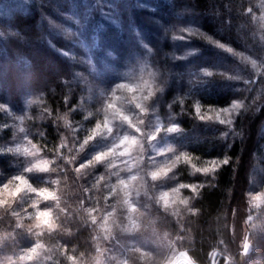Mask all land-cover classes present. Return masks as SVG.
Returning <instances> with one entry per match:
<instances>
[{"label": "rangeland", "instance_id": "obj_1", "mask_svg": "<svg viewBox=\"0 0 264 264\" xmlns=\"http://www.w3.org/2000/svg\"><path fill=\"white\" fill-rule=\"evenodd\" d=\"M119 1L127 3L130 0H0L1 69L6 68V65H10L12 62L24 61L22 51L26 41L23 32L13 21L15 11L27 12L31 8L37 10L40 13V25L43 28H47L50 32L72 41L76 46V48L71 47L67 50L58 47L52 41L50 42L58 52L64 55L67 53L65 56L84 65L87 70H82L79 75L82 76V80L86 84V95L83 99L86 101L84 108L88 111H85V116L87 115L91 121L86 123V125L81 124V132L78 135L80 149L87 146L83 145L85 136L92 134L95 123L102 122L104 117L108 118L109 126H112L114 123L119 122V113L123 112L133 118L134 125L140 126L142 129L143 134L134 133L133 128H128L127 125H120L114 129L112 136L105 138L100 137L105 131L104 128H101L97 133V138L89 142V150L84 154L83 159L79 161L80 164L77 165V168L81 164L86 165L81 171L84 170L89 173L86 175L89 179L85 176L83 178L88 187L89 185H94L90 190L96 194V190L100 186L104 196L108 197L106 202L109 203L105 206L107 209L102 211L103 214H100L98 209L92 206L95 205V200L91 201L90 208H93V215L97 217L98 223L100 222V217L105 216L110 210L118 215L119 208H109L114 202V198L109 196L110 184L99 180L100 176H110L109 170H106L104 165L99 162L91 164L87 162L97 153L107 150L115 142V138L120 135L135 134L138 140L145 142L142 150V163L147 165L149 171L167 170V177L162 175L156 181H151L150 176L148 177L151 185H155L154 190L156 192L168 191L171 193L172 188H178L179 183H186L181 180L179 170L181 167H186L184 165L187 162H177L172 165L171 158L174 153L165 151L167 148L174 147L177 153L186 152L181 148L180 142H178L181 127L179 126L177 114L178 109L185 111L186 108L181 103V99L179 100L180 96H178L177 91L174 95L168 97L165 87L160 82L161 73L157 61L168 56L166 49L161 47L162 43L168 40L182 42L181 45L172 47L171 50L179 57H188L193 53H198L200 50L194 44L196 40H201L199 42L204 41L206 45L224 51L217 48L215 44L208 43L202 36L188 37L186 30L202 32L198 26L192 24L190 19L179 16L174 18V22L167 24L163 21L157 4L149 2V0H135L141 16L154 35L152 38H147L145 36V28H139V25L134 23L131 13L124 14L127 8L120 7ZM252 1L255 4V9H253L252 13H248L250 18L246 21L247 25L245 26L246 35L250 39L249 44L246 43L238 49L230 46L236 53L235 55L224 51L233 58L232 61L234 63H228L224 68L207 69L212 71L213 75L216 72L231 73L228 78L240 85L238 93L240 95H237V98L224 108H200V111L197 112L200 119L216 123L218 126L225 128L223 134L235 128V120L245 109V107L241 109L233 108L234 102H240L245 105L244 102L247 99V94L243 91L246 89L245 87L252 83L261 84L258 85V93L259 89L263 88L264 0ZM125 17H129L128 24H126ZM185 17H188L187 13H185ZM103 36H106V38L112 36L113 38L103 39L102 46H100V37ZM179 36L184 38L179 39ZM100 51L103 54H100ZM8 55H12L11 59L8 58ZM253 60L256 62L255 65L252 63ZM225 68L226 70H223ZM118 83L133 85L134 87L132 91L129 89H113ZM157 83H160L164 90L155 96L154 89ZM145 90L154 94L152 101L151 99H145ZM21 97V102L14 105H9L0 100V104H3L8 109L7 112H0V156L10 158L16 168L13 175L0 176V232L11 230L17 222L12 212H21V215H23L22 209L24 208H28L29 212H31L32 209L29 204L34 200L39 199L41 210L50 207L49 205L47 206L48 202H56V200L44 199L43 197L37 198L35 193L29 191L28 186H25L17 196L10 197L3 192L5 184H10L13 188L17 186L14 180L15 176H23L29 181L31 187H35L38 190L48 188L49 191L55 194L54 188L57 187L54 184L55 182L52 183L48 178L43 179L42 185H36L32 180L39 174L51 171L52 164H55L56 158L54 159L53 156L44 150L36 137L39 126L37 114L39 117V114L47 112V106L42 100L40 93L27 87L21 93ZM103 101L106 102L103 103ZM108 103H111L114 108H109ZM136 104L141 105V107L136 108ZM146 105H148V110L142 111L141 109ZM100 107H102V111L97 115V109ZM224 109L229 111L225 112ZM237 112L240 114L237 115ZM84 118L82 119L83 122L86 121ZM141 118L144 119L143 125L138 124ZM221 120H224L225 123H221ZM93 121L94 123H92ZM78 123L77 121L75 125H78ZM175 125L180 128H175ZM168 128L177 130L168 132ZM157 129L159 131H156ZM152 134H155L157 139L148 142L146 138ZM135 149L136 146L134 145H129L127 148L128 151H132L134 154ZM161 153L164 154L162 155ZM120 159L125 160L128 157H121ZM203 161V165L197 164V167L203 169L211 164L209 162H217L215 169L211 173L205 174L203 171L199 173L206 177L213 176L221 164L219 160ZM37 165H46L49 170L41 172ZM117 166L123 167L119 161H117ZM169 167H171L172 171H169ZM26 168H31L32 171L26 172ZM137 170V162L132 161L131 172L121 171L119 175L121 178H127L136 173ZM111 171H115V169ZM173 176H175V179ZM110 180L114 184L116 177L110 176ZM140 183L138 178L136 181L131 182L130 188L141 191V193L147 191V187L141 188ZM86 192L88 195V191ZM259 193H264V187L248 196V212L250 214L249 217H252L249 221V223L252 222L251 227L255 226L253 224L254 218H257L264 209V200L256 201L257 205L262 207L260 209H253L249 203L250 199L258 196ZM120 194L121 196L123 195L122 186ZM183 196H192V191L190 189L180 190L178 194L170 199L169 205L165 208L163 202L154 204L152 200L146 199L142 194L139 199L141 205L146 207L148 218L146 220L143 216L136 218L138 228L133 230L132 236L117 234L114 240L110 243H105L104 246L108 250L107 257L110 258L109 264H117L121 259H134V256L130 257L129 254L135 253L136 249L151 253L156 257H166L172 254V245L175 244L177 250L188 253V250L182 247L184 240L176 230V227L180 225V217L182 218L184 212L188 210L180 206L177 216L173 217L170 215V213L177 210V202ZM3 201H7V203H3ZM189 203H191V200ZM133 215L135 218V214ZM106 218L109 221L108 227L111 228L113 216H107ZM25 222H27V218H25ZM117 223H119V220ZM130 223L128 222V224ZM17 231L16 245L18 247L30 248L35 244V240L31 235L23 233L22 230ZM140 232L142 234H139ZM41 239L43 240L44 238L41 237ZM7 250L5 249V251ZM215 253L216 255L211 256L210 264H220L221 259L224 257L223 252L220 250H216ZM173 255L175 260L181 259L178 251ZM188 256L190 262L194 261L189 253ZM224 258V264H232L233 259L230 255H226ZM47 264H51V261H48Z\"/></svg>", "mask_w": 264, "mask_h": 264}, {"label": "trees", "instance_id": "obj_2", "mask_svg": "<svg viewBox=\"0 0 264 264\" xmlns=\"http://www.w3.org/2000/svg\"><path fill=\"white\" fill-rule=\"evenodd\" d=\"M149 2L157 4L158 11L167 24L182 16L190 19L207 36L234 49L249 44L245 26L250 18L247 9H255L252 0ZM118 4L127 8L124 14L131 13L139 28H145L147 38L154 37L135 0L127 3L119 1ZM185 13L188 17H185ZM129 17H125L126 24ZM13 21L25 36L22 51L24 61L12 62L6 68H0V100L9 105L20 103L21 93L26 87L41 94L47 112L39 114V117L37 114L39 126L36 137L44 150L56 158L51 171L39 174L32 180L36 185H42L46 178L55 182L57 200L54 203L48 202L47 206L58 202L61 207L68 205L76 209L79 202L83 201L84 208H90L91 201L95 200V205L92 206L101 214L107 209L105 206L109 202L105 201L100 186L96 194L93 193L90 189L94 185L88 187L83 178L85 176L89 179L86 176L88 171H75L90 148L87 145L80 149V141L78 142L81 124L86 125L91 121L85 116L88 111L84 108L86 101L83 99L86 84L79 75L82 70L87 71L86 67L58 52L51 45L52 41L67 50L76 48L72 41L43 28L37 10L31 8L27 12L15 11ZM141 31L143 33L142 29ZM100 38L102 46V40L106 36ZM111 38L113 37L109 36L106 39ZM199 41L201 40H196L194 44L200 51L188 57H179L171 51L172 47L181 45L182 42L164 41L161 47L166 49L168 56L157 61L161 73L160 82L166 89V95L170 97L177 91L179 100L186 108L185 111L178 109L177 113L181 127L178 141L181 148L201 160L221 162L210 177L199 173L190 176L187 167L179 170L183 182L196 186L189 206L195 214L191 211L184 212L176 230L184 240L182 247L188 250L197 264H210L212 253L216 250L222 251L224 257L230 255L232 264H264V209L254 218L255 226L251 227L252 222L246 223L250 216L248 196L264 187V82L259 93L257 89L261 84L252 83L242 89L247 94L245 109L235 120V128L223 134L225 128L200 119L197 106L224 108L237 98L240 85L229 80L231 73L216 72L211 77L204 75L205 69L224 68L228 63L234 62L228 53ZM100 54L103 53L100 51ZM8 56L11 59L12 55ZM83 118L85 122L82 121ZM77 121L79 123L75 125ZM15 170L10 158L0 156V176H11ZM53 216L55 219V211ZM67 227L75 234L56 235L54 232L55 239L69 248L75 246L78 252L82 251L86 256L95 251L91 240L93 228L78 219V214H73ZM246 237L251 243V250L245 256L243 246ZM224 257L220 264L225 263Z\"/></svg>", "mask_w": 264, "mask_h": 264}, {"label": "clouds", "instance_id": "obj_3", "mask_svg": "<svg viewBox=\"0 0 264 264\" xmlns=\"http://www.w3.org/2000/svg\"><path fill=\"white\" fill-rule=\"evenodd\" d=\"M248 12L252 11V8L249 7L247 9ZM210 44H215L217 48L223 49H232L230 46L221 43L219 41L214 40L211 36H208V39H205ZM212 41L217 42L221 46H217V43H213ZM233 50V49H232ZM229 52V51H227ZM230 53V52H229ZM204 73L213 74L212 71L205 69ZM133 85H126L122 83H118L114 86L113 89H132ZM112 89V90H113ZM138 90V89H137ZM163 87L160 83L155 85V96L163 92ZM115 94V93H113ZM153 93L145 90L144 97L145 99L153 100ZM106 101H103V103ZM236 103V102H234ZM112 105L108 103V107ZM139 104H136V108ZM242 107H245L241 103ZM142 111L148 110V105L141 109ZM8 109L0 104V112H7ZM102 111V107L97 109L96 114L99 115ZM239 115V114H237ZM106 125L104 128L105 131L100 137H110L112 136L114 129L119 127L120 125H127L128 128H133L134 133H142V129L140 126H136L133 124V118L123 112L119 113V122L114 123L112 126H109V120L107 117H104L102 122L95 123L94 129L92 130V134L85 136L83 140V145H88L90 141H93L97 138V128L101 124ZM139 125L144 124V119L141 118L138 121ZM175 128H180L178 125L174 126ZM168 128L167 131L171 132ZM156 131H159L157 129ZM147 141H155L157 136L155 134L147 136ZM144 141L138 140L135 134L128 135L123 134L115 138V142L104 151L97 153L91 160L87 163L91 164L93 162H99L103 164L106 170H109L110 176L116 177V182L114 184L111 183L110 176H100L99 180L106 181L110 184L109 188V196L114 198V202L109 206L110 209L119 208V214L117 215L114 211L110 210L106 213L105 216L100 217V222H97V217L93 215V208H84L83 201H80L76 209H72L70 206L66 205L61 207L60 203H55L50 207H47L44 210H41L39 207V199L34 200L29 204V207L32 209L29 212L28 208L22 209L23 215L21 212H12V215L16 217L17 222L14 224L13 228L8 231L0 232V264H47L48 261H51V264H109V259L107 257V248L104 246L105 243H110L114 240L117 234L120 235H128L132 236L133 230L138 228L136 224V218H143L146 220L148 218L146 207L141 205L140 196L143 194L146 199H150L154 204H160L163 202L165 208L170 203V199L179 193L182 189H190L192 192H195L196 188L192 184L188 183H179L178 188L174 187L171 190V193L168 191L164 192H156L154 190L155 185H151L148 177L150 176L151 181H156L162 177V175L157 179L155 177V173L158 171H149L147 165L142 163V155L144 148ZM129 145L136 146L135 154L132 151H128L127 148ZM168 153H174V156L171 158V164L175 165L177 162H187L184 166L189 169L190 176H196L201 171L200 167H197V164L203 165V160L200 157L189 155L186 152L177 153L174 147L167 148L165 150ZM162 155L164 153H161ZM103 156L102 160H98L97 158ZM189 157L188 161L182 159V157ZM121 157H128V159L121 160ZM117 161L123 167L117 166ZM132 161L137 162L138 170L136 173L128 176L127 178H121L119 173L121 171L131 172L132 170ZM226 162V161H224ZM211 164H216V161L209 162ZM85 164H81L79 168H76L75 171L80 173L82 168H85ZM31 168H26V172ZM115 169V171H111ZM169 171H172L171 167H169ZM206 174V173H205ZM167 177V174L163 175ZM18 176L14 177V180L17 179ZM140 179V187H147V191L141 193V191L130 188V184L132 181H136ZM175 179V176H173ZM26 180V179H25ZM28 181V180H27ZM29 184V181H28ZM121 186L123 189V195L121 196ZM29 191L36 194V197H42L40 195L41 191L47 190L48 188H44L42 190H38L35 187H28ZM11 189V190H10ZM3 192L8 196H17L21 191L18 188H13L10 184H5L3 188ZM52 192V191H49ZM53 193V192H52ZM169 197L168 203H165L164 197ZM257 197L259 200H264V193H259L258 196H254L250 199L249 203L253 209H260L261 206L257 205ZM45 199V198H44ZM105 201H107L108 197L106 196ZM192 199L191 196H183L180 197L177 202V210L170 213L173 217L179 214L180 206H183V209L193 212L189 205V201ZM51 200H57V197L51 198ZM3 203H7V201H3ZM55 211V219L53 218V212ZM43 214H48L47 218L43 217ZM73 214H78V219H81L85 222V224L91 226L93 228V234L91 237L93 247L95 251L93 253H89L87 256L84 252L77 251L75 246L69 248L68 246L62 244L58 239H55L53 233L56 235H67L72 236L75 233L67 227L68 220L71 219ZM135 214V218L134 215ZM107 216H113L111 221L112 227H108L109 221L106 218ZM25 218H27V222H25ZM90 219V223H88ZM252 217H248L246 223L249 222ZM119 220V223L117 221ZM128 222H131L128 224ZM22 230L23 233H27L31 235V237L35 240V244L30 248H20L16 245L18 231ZM139 234H142L140 232ZM41 237L44 239L42 240ZM54 241V242H53ZM5 249H8L5 251ZM243 255H248L251 249V243L248 241L247 237L245 238V243L243 246ZM179 252V254H188L186 251H179L175 248V244L172 245V254L166 257H156L151 253L141 251L140 249H136L135 253H130V257L134 256V259H121L117 262V264H178V261L174 259V253ZM212 255H216L215 252ZM190 264H195V261H191Z\"/></svg>", "mask_w": 264, "mask_h": 264}, {"label": "snow or ice", "instance_id": "obj_4", "mask_svg": "<svg viewBox=\"0 0 264 264\" xmlns=\"http://www.w3.org/2000/svg\"><path fill=\"white\" fill-rule=\"evenodd\" d=\"M252 11H253V9H252ZM252 11H250L249 13H252ZM186 31H187V36L188 37L202 36L204 39H208V36H206L204 33L199 32L197 30H186ZM183 38H184L183 36H179V39H183ZM212 42L213 43H217L215 41H212ZM217 46H221V45H219L217 43ZM149 51H151V50L149 49ZM226 51H229L230 53H232L234 55L236 54L234 52V50H232V49H226ZM65 55H67V53H65ZM252 63H253V65H255V63H256L255 60H253ZM204 75L205 76H208V77H211L213 74L204 73ZM129 90L132 91V89H129ZM138 107H141V105H138ZM109 108H114V106L113 105H110ZM233 108L234 109H241L243 107L241 106V103L240 102H236V103L233 104ZM196 110H197V112L200 111L199 106H197V109ZM224 111L225 112H228L229 110L228 109H224ZM237 114H240V113L237 112ZM220 122L221 123H225L224 120H221ZM229 123H230V121H229ZM105 127H106V125H104L102 123L99 126V128H97L96 132L98 133L101 128H105ZM176 130L177 129H175V128L170 129V131H176ZM25 151H27V150H25ZM97 159L98 160H102L103 159V156H100ZM182 159H184L185 161H188L189 160V157L184 156V157H182ZM224 163H228V161H226ZM37 167H39V169H40L41 172H47L49 170L46 165L45 166H39V165H37ZM215 167H216V164H210L208 167H205L203 169H199L198 171H203L204 173L207 174V173H211L215 169ZM29 171H32V169H30ZM165 174H167V170L166 169H161L160 171L156 172L154 175L158 179L161 175H165ZM15 182L17 183V186H15V188H18L20 191H22L25 186H28V187L30 186L28 184V181L25 180V178L23 176H18L17 179L15 180ZM40 195L43 198H45V199L55 198V194L52 193V192L47 191L46 189L43 190V191H41ZM164 199H165V203H168L169 197L166 196V197H164ZM257 200H259V197H257ZM47 215L48 214H43V217L46 219L47 218ZM177 261H178V264H190V259H189L188 254H181V259L180 260H177Z\"/></svg>", "mask_w": 264, "mask_h": 264}]
</instances>
